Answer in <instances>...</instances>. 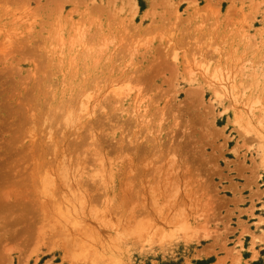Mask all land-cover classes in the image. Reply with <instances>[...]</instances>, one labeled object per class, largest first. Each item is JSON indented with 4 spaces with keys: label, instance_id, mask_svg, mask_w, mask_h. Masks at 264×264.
I'll list each match as a JSON object with an SVG mask.
<instances>
[{
    "label": "rangeland",
    "instance_id": "374dc122",
    "mask_svg": "<svg viewBox=\"0 0 264 264\" xmlns=\"http://www.w3.org/2000/svg\"><path fill=\"white\" fill-rule=\"evenodd\" d=\"M247 252L264 263V0H0V264Z\"/></svg>",
    "mask_w": 264,
    "mask_h": 264
},
{
    "label": "bare ground",
    "instance_id": "6f19581e",
    "mask_svg": "<svg viewBox=\"0 0 264 264\" xmlns=\"http://www.w3.org/2000/svg\"><path fill=\"white\" fill-rule=\"evenodd\" d=\"M220 87H223V86L221 85ZM223 88H224V87H223ZM131 92H133V91H132L131 89H128L127 91H124V92H121V93H120V92H117V91H113V94L115 95V97H116L117 99H122V100H123V99H126V98H133V101L135 102L136 109H139V106L142 104V99H143V98H141L139 92H138V93L136 92L133 96H130V95L132 94ZM88 105H89V104H88ZM84 109H85V108L82 107V111H81V113H82L83 115H86V114H85L86 110H84ZM83 112H84V113H83ZM69 115H70V116L72 115L71 112L68 113V114H67V112H66V118H68ZM64 117H65V115H64ZM84 117H85V116H84ZM74 118H76V117H74ZM68 119H70L69 121L72 122V120H71L72 117H69ZM66 120H67V119H66ZM80 121H81V120H80ZM80 121H79V122H80ZM65 122H66V121H65ZM73 122H74V121H73ZM73 122H72V123H73ZM76 122H77V121H76ZM66 123H67V122H66ZM72 123H70L69 125H71ZM74 124H75V123H74ZM77 124H79V123H77ZM75 127H76V125H75ZM90 139H91V138H90ZM91 140H92V139H91ZM94 140H95V139H94ZM92 145H93V144H92ZM121 147H122V146H121ZM121 149H122V148H121ZM101 154H102V153H101ZM101 154H100L99 157H101ZM98 155H99V154H98ZM98 155H96V156H98ZM61 158H62V157H61ZM64 158H65V157H63V159H64ZM94 158H95V157H94ZM103 158H104V157H103ZM57 159H58V158H57ZM98 159H99V158H98ZM98 159H97V160H98ZM97 160H96V161H97ZM100 160L102 161V158H100ZM100 160H99V161H100ZM84 161H86V160H84ZM103 161H104V160H103ZM58 162H59V161H58ZM62 162H63V160H62ZM64 162H65V161H64ZM71 162H72V161H71ZM71 162H70V163H71ZM91 162H92V161H91ZM94 162H95V161H94ZM78 163H79V162H78ZM83 163H84V162H83ZM83 163H82V164H83ZM86 163H87V162H86ZM57 164H58V163H57ZM84 164H85V163H84ZM92 164H93V163H92ZM131 164H132V163H131ZM59 165H60V164H59ZM72 165H73V163H72ZM97 165H98V164H97ZM57 166H58V165H57ZM68 166H69V165H68ZM68 166H66V167L63 166V167L66 168V171H68L67 169H69V171H70V168L72 169V167H70L71 165L69 166L70 168H68ZM78 166H79V165H78ZM109 166H110V165H109ZM102 167H103V166H102ZM60 168H61V167H60ZM60 168H58V169H60ZM103 169H104V168H103ZM128 170H129V168H128ZM78 171H79V170H78ZM78 171H77V172H78ZM130 172H131V171H130ZM130 172L128 173L129 175H130ZM66 173H67V172H66ZM106 175H107V174H106ZM110 175H111V174H110ZM116 176H117V175H116ZM130 176H131V175H130ZM130 176H129V177H130ZM76 177H77V176H76ZM109 177H110V176H108V181H110V179H111V178L109 179ZM106 179H107V177H106ZM129 180H130V178H129ZM129 180H128V181H129ZM47 181H48V180H47ZM47 181H46V184H45V183H42V184H43V185H42L43 187H44V185H51L49 182H48V183H49V184H48ZM52 181H53V180H52ZM130 181H131V180H130ZM43 182H45V180H44ZM50 182H51V180H50ZM126 183H127V182H126ZM78 186H80V185H78ZM47 187H48V186H47ZM125 187H126V186H125ZM125 187H124V188H125ZM78 190H79V189H78ZM85 193H86V192H85ZM126 193H127V192H126ZM86 194H87V193H86ZM123 194H125V192H124ZM123 194H122V195H123ZM86 196H87V195H86ZM130 196H131V194H130ZM122 197H123V196H122ZM124 197L126 198L125 195H124ZM128 197H129V196H128ZM128 197H127V198H128ZM125 198H124V199H125ZM85 200H87V199H85ZM108 201H109V200H108ZM110 202H111V201H110ZM60 210H61V209H60ZM75 210H76V208H74V206H71L70 204L67 205V207H66V213H67V214H73V213L76 214L75 212H77V211H75ZM83 214H84V211H83ZM87 239H88V238H87ZM81 240H82L83 242L86 241V240L84 241L83 239H81ZM86 242H87V241H86ZM92 242H93V241H92ZM92 242H91V243H92ZM94 242H95V240H94ZM79 244H81V243H79ZM79 244H78V245H79ZM81 245H82V246H85L84 244H81ZM87 245H88V243H87ZM82 246H81V248H82ZM85 247H86V246H85ZM87 247H90V249H91L90 244H89ZM87 247H86V248H87ZM83 248H84V247H83ZM88 250H89V249H88Z\"/></svg>",
    "mask_w": 264,
    "mask_h": 264
},
{
    "label": "crops",
    "instance_id": "0c3cea01",
    "mask_svg": "<svg viewBox=\"0 0 264 264\" xmlns=\"http://www.w3.org/2000/svg\"><path fill=\"white\" fill-rule=\"evenodd\" d=\"M261 251H259V252H261ZM259 252L256 251V250L254 251V253H256V254H259ZM241 262L247 263V264H254V263L258 262V258H253V254L251 252H247V257L246 258H243L242 255H241ZM214 264H217V263H214Z\"/></svg>",
    "mask_w": 264,
    "mask_h": 264
}]
</instances>
